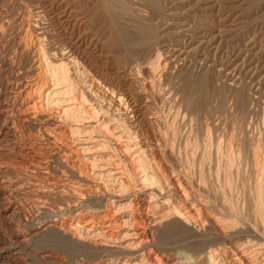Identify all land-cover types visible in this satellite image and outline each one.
I'll return each mask as SVG.
<instances>
[{"label":"bare ground","instance_id":"obj_1","mask_svg":"<svg viewBox=\"0 0 264 264\" xmlns=\"http://www.w3.org/2000/svg\"><path fill=\"white\" fill-rule=\"evenodd\" d=\"M251 1L252 9L264 2ZM137 2L147 8L145 17L133 13L127 0H11L2 7L0 38L12 35L13 50L0 57V264H252L249 246L230 243L245 235L264 240L229 198L235 155H229L230 166L222 171V191L211 196L206 171L198 168V175L191 176L175 156L177 142L168 147L170 136L156 132L152 123L155 91L178 93L177 79L191 84L192 69L200 62L194 53L201 55L203 66L208 63L202 57L213 45L207 21L197 28L188 19L177 21L182 15L178 10L195 0ZM196 6L204 14L216 13L219 26L237 14L235 26L247 23L239 27L240 33L250 24L242 17V10L249 14V3L243 9L238 0H198ZM102 11L117 28L123 21L136 32L139 51L125 47L130 56L120 54L125 43L118 32L108 33L111 51L120 54L116 72L102 65L94 51ZM207 71L192 81L194 91L203 96L213 81ZM126 74L134 77L132 82ZM224 75L219 72L212 91L223 109L233 101L244 132L254 112L252 88L237 76L239 82L227 91L225 83H217ZM250 146L260 170L255 195L250 196L253 216L263 220V147L259 142ZM51 249L67 253L68 260Z\"/></svg>","mask_w":264,"mask_h":264},{"label":"rangeland","instance_id":"obj_2","mask_svg":"<svg viewBox=\"0 0 264 264\" xmlns=\"http://www.w3.org/2000/svg\"><path fill=\"white\" fill-rule=\"evenodd\" d=\"M1 1H3L1 3ZM6 5L5 0H0V9H2L0 11L1 14H4V10L5 8H7L10 3L11 0H6ZM13 1V0H12ZM127 0V4H129L128 6L132 8L133 13L135 12V14H139L141 17H145L144 14L147 13V8L145 6L139 5L137 4V0L136 1H129ZM194 1V0H192ZM198 0H195V3H191V2H186L185 3V8L184 6H182L181 9L178 10V12H180L182 15H180L181 17L177 18V21L180 23H184L187 19L186 22H191V24L195 25V27L197 28L198 26H200L201 24H205L206 21V27L209 29V38H212L211 42L213 43L212 46H208L209 49L208 52H205L203 54L202 57L207 56L208 63H206L204 66L202 65L203 62L201 61V55L196 52L194 54H196L195 58L197 57V62L198 63V67L195 66L192 71H193V79H190L189 81L191 82V84L188 82H185L181 79H177L178 82H176V90L179 93H176L175 91L172 93L168 92H161L159 89L158 91H155V93H157V101L155 104V115L153 116V127L156 130V132H158V130H161L162 132H165V136H170L169 138L167 137V140L170 141V145H168V147L170 146H174L172 144H174L173 142H177L174 147L175 148V156H177L178 160H180V165L184 166L185 168H187V170L189 171V174L192 176V174L198 175L199 171L204 169V171H206V181H207V187L208 190L210 191L209 193L212 194L211 196H214L215 193H220L222 191V181L224 179L223 177V170L224 168H226V166H230L229 162H228V158L230 157H234L236 158V154H238V151H241L239 156L237 155V158L235 160V158L232 160L235 163H231V168H233V175H232V187L228 189V194H229V198L232 200V202H236L234 203L236 209L238 208L237 212L240 216H242V218H244V221L247 224H252V226H256V228L259 230L260 233L264 234V225H262L264 223V219L261 220L262 218L258 217L256 214L255 216H253L254 214V202L253 199L251 197H254L253 194L255 193V189L257 186V182L260 179V176H258L260 174V170L258 168V164L254 159L253 156V148L252 146H250V143H256L261 144V165L264 161V2L263 5H261L258 9L255 7L252 9L253 5L251 0H238V3L241 4V6L243 7V9L247 8L248 3V10L249 14L248 17H245L247 15L244 14L245 10L243 11V15L244 16L243 19L248 20V22L250 24H248V28L246 30H242L243 32L240 33L239 31L241 30V28H239L240 26H244L247 23H239L236 26L238 27V30L236 29L237 27L235 26L236 23L234 22H238V18L237 14H235L232 18V16L230 17V19L227 22L222 23V25L219 24L214 21V19L216 18L218 20V18L216 17L217 15L214 14L213 12H209L208 14L204 12H199V8L197 9L196 6V2ZM248 1V2H247ZM132 4H131V3ZM135 3V4H133ZM2 4H4L3 6H1ZM187 5V6H186ZM247 5V6H246ZM5 8H2L4 7ZM7 6V7H6ZM133 6V7H132ZM196 6V9H194ZM263 6V7H262ZM140 7V8H139ZM192 8L194 10H192ZM135 10V11H134ZM138 10V11H137ZM185 10V11H184ZM192 12H191V11ZM259 12H257V11ZM3 11V13H2ZM140 11V12H139ZM251 11V12H250ZM183 12V13H182ZM197 12V13H196ZM253 12V13H252ZM190 13V14H189ZM201 13V14H200ZM238 13V12H237ZM247 13V12H246ZM251 13V14H250ZM0 14V15H1ZM185 14H189V15H185ZM207 14V15H206ZM210 14V16H209ZM257 14V15H256ZM101 18L103 21V24L101 23V35L97 36L95 38V41H97L98 47L96 49H94V51L96 52V54L98 55V59L99 62L104 65L105 67H111L108 68L113 72H116V70H119L118 65H117V60L120 57V54H122L123 52V56H130V48H134L136 46V32L134 30V28L129 27L127 24H125L123 21L119 22V27L117 28L114 23H112L109 19V17L107 16V13L105 12H101ZM202 15H204L202 17ZM262 15V16H261ZM2 16V15H1ZM0 16V17H1ZM189 16V17H188ZM199 16V17H198ZM207 16V17H206ZM147 17V16H146ZM188 17V18H187ZM193 17V18H192ZM196 17V18H194ZM237 17V18H236ZM259 17V18H258ZM232 18V20H231ZM257 18V19H256ZM205 20V23L203 22ZM207 19V20H206ZM241 19V21L243 20ZM259 19V20H258ZM263 19V20H261ZM108 20V21H107ZM191 20V21H189ZM203 20V21H202ZM253 20V21H252ZM240 21V19H239ZM209 22V23H208ZM260 22V23H259ZM113 24V25H112ZM226 24V25H225ZM234 24V25H232ZM257 24V25H256ZM263 24V25H262ZM122 25V26H121ZM255 25V26H254ZM112 26V27H111ZM212 28H211V27ZM224 26V28H223ZM129 27V28H127ZM187 26H184V28ZM236 27V28H235ZM120 28V29H119ZM123 28V29H122ZM195 28V29H196ZM224 30H223V29ZM235 28V29H234ZM257 28V29H256ZM178 29V28H176ZM217 29V30H216ZM259 29V30H258ZM105 30V31H104ZM112 30V31H111ZM115 30V31H114ZM131 30V31H130ZM220 30H223L222 33L220 32ZM226 30V31H225ZM229 32H228V31ZM257 30V31H256ZM110 31V32H109ZM130 31V32H129ZM235 31V32H234ZM106 32V33H105ZM113 32H118V35H120V39L122 41V43L124 44V46H122L123 48L121 49V53H116V51H111V47H110V43L108 40V37L110 33ZM109 33V34H108ZM220 33V34H219ZM240 33V34H239ZM15 34V33H14ZM228 34V35H227ZM223 35V36H222ZM236 35V36H235ZM240 35V36H239ZM243 35V36H242ZM257 35V36H254ZM7 35L5 38H0V57L3 58L4 52L7 53L9 51H12L13 49L11 48V37L12 35ZM124 37V38H123ZM129 37V38H128ZM236 37V38H235ZM263 37V38H262ZM126 38V39H125ZM214 38V39H213ZM8 39V40H7ZM132 39V40H131ZM218 39V40H217ZM236 41H235V40ZM102 40V41H101ZM127 40V41H126ZM234 40V41H233ZM238 40V41H237ZM263 40V41H262ZM6 41V42H4ZM9 41V42H8ZM216 41V42H213ZM197 39L195 41L194 39V46H197ZM220 42V43H218ZM224 42V43H223ZM260 42V43H259ZM6 43V44H5ZM217 43V44H216ZM240 43V44H239ZM247 43V44H246ZM220 44V45H219ZM224 44V45H223ZM127 45V46H126ZM134 45V46H133ZM215 45L220 46L221 50H218V48L215 47ZM130 47V48H125V47ZM214 46V48H212ZM221 46H224L223 48ZM247 46V48H246ZM8 47V48H7ZM101 47V48H100ZM99 48V49H98ZM138 48V47H137ZM136 47L134 48L136 52H138L139 48L137 49ZM219 48V49H220ZM254 48V49H253ZM256 48V49H255ZM8 49V50H7ZM216 49V50H215ZM238 49V50H237ZM263 49V50H262ZM218 50V51H217ZM223 50V52H222ZM240 51V52H239ZM263 53H262V52ZM147 52V51H146ZM145 52V53H146ZM235 52V53H234ZM237 52V53H236ZM260 52V53H259ZM216 53V54H215ZM243 53V54H241ZM262 53V54H261ZM104 54V55H103ZM115 54V55H114ZM257 54V55H256ZM119 55V56H118ZM200 55V56H198ZM205 55V56H204ZM226 55V56H225ZM232 55V56H231ZM254 55V56H253ZM258 57V58H257ZM0 58V59H2ZM112 58V59H111ZM255 58V59H254ZM211 60V61H209ZM225 60V61H224ZM232 60V61H231ZM236 60V61H235ZM240 60V61H239ZM222 61V62H221ZM107 62V63H106ZM211 62V63H210ZM218 62V63H217ZM221 62V63H220ZM223 63V64H222ZM212 66H211V65ZM226 64V65H225ZM116 65V66H115ZM180 66H182L180 64ZM179 66V67H180ZM200 67V68H199ZM204 67V68H203ZM235 67V68H234ZM203 68V69H202ZM214 72L212 73L210 71V73H208V71L206 73H208V76L211 78V80L213 79V81L210 83V88L208 89V94L204 95L201 92L194 91L195 86L194 84H192V81L194 82V79L196 80L200 75H202V73L205 74L204 71H206L207 69H209ZM213 68V69H212ZM174 69V68H173ZM178 70L177 68H175L174 71ZM214 70V71H213ZM220 70V71H219ZM241 70V71H240ZM248 70V71H247ZM217 71V72H216ZM225 71V72H224ZM219 72H223L225 75L223 77V79H218L217 83L219 84H224L225 85V89L230 91L229 87H233L236 86L234 85V83L237 84V82H239L237 79H239V77L241 78V80L243 79V81L251 86L252 90H251V94L254 98V102L252 103L254 112L251 114V116L248 118V122L245 126V134L244 132H242V123L243 122L241 120V113L239 111V109H237V107H235L233 105V101H229L228 104L226 105V107L223 109L220 107V105L218 104L219 102V97L217 95H215V93L212 91L213 90V86H214V82L216 81V77L219 74ZM212 73V74H211ZM218 73V74H217ZM230 73V74H229ZM253 73V74H252ZM203 74V75H204ZM198 75V77L196 76ZM227 75V76H226ZM228 75H231L230 79L228 78ZM232 75L235 76V80H231ZM127 81L128 82H132L134 77L126 74ZM195 76V78H194ZM239 76V77H237ZM227 77V78H226ZM237 77V79H236ZM252 77V78H251ZM261 77V78H260ZM224 80V81H223ZM222 81V82H221ZM235 81V82H232ZM248 81V82H247ZM185 82V83H184ZM187 83V85H185ZM230 83V84H229ZM232 83V84H231ZM254 83V84H253ZM188 84L190 85V87L188 86ZM213 86H212V85ZM194 87H193V86ZM253 85V86H252ZM256 85V86H255ZM180 88H179V87ZM184 87V88H183ZM188 87V88H187ZM187 88V89H186ZM191 88V89H190ZM182 89V90H181ZM261 89V90H260ZM180 90V91H179ZM190 90V91H188ZM192 90V91H191ZM188 92L187 95L186 93ZM194 94H192V93ZM159 93V95H158ZM163 93V94H161ZM172 94V95H171ZM177 94V95H176ZM192 94V96H191ZM163 95V98H162ZM175 95V96H174ZM185 95V96H184ZM184 96V97H183ZM168 97V98H167ZM170 97V98H169ZM178 97V98H177ZM189 99H188V98ZM190 100V105H186V99ZM180 99V100H179ZM192 99V100H191ZM187 100V101H188ZM193 101V102H192ZM161 102V103H160ZM183 102V103H182ZM181 106H180V104ZM193 103V104H191ZM159 104V105H158ZM175 104V105H174ZM178 105V106H177ZM183 105H185L183 107ZM196 106V107H195ZM215 107V108H214ZM161 108V109H160ZM171 108V109H170ZM187 108V109H186ZM220 108V109H219ZM229 109V110H228ZM191 110V111H190ZM160 117H159V116ZM178 115V116H177ZM164 117V118H163ZM169 117V118H168ZM184 118V119H183ZM172 119V120H171ZM220 119V120H219ZM222 119V120H221ZM155 120V121H154ZM218 121V122H217ZM221 121L223 123H221ZM240 121V122H239ZM156 122V124H155ZM161 122V123H160ZM217 122V124H216ZM240 123V124H239ZM155 124V126H154ZM167 126H166V125ZM175 124V125H173ZM219 124V125H218ZM159 125V126H158ZM191 125V126H190ZM159 128H158V127ZM216 126V128H214ZM249 126V128H248ZM157 127V128H155ZM168 127V128H167ZM210 127V128H209ZM239 127V128H238ZM163 128V129H162ZM166 129V130H165ZM209 129V130H208ZM248 130V134H247V130ZM169 132H168V131ZM215 130V131H213ZM240 130V131H239ZM161 131H159L161 133ZM175 133H174V132ZM158 132V133H159ZM207 132V133H206ZM212 132V133H211ZM214 132V133H213ZM157 133V134H158ZM168 133V134H166ZM210 133V134H209ZM243 134L240 135V134ZM178 134V135H176ZM207 135V136H206ZM206 136V137H205ZM213 136V137H212ZM235 138H234V137ZM209 137V138H208ZM177 138V139H176ZM193 138V139H192ZM195 138V139H194ZM208 138V139H207ZM217 138V139H216ZM223 138V139H222ZM226 138V139H225ZM237 138V139H236ZM189 139V140H187ZM200 139V140H199ZM212 139V140H211ZM232 139V140H231ZM247 139H250L247 140ZM176 140V141H175ZM196 140V142H195ZM206 142L204 144V141ZM247 140V141H245ZM255 140V142H254ZM259 140V141H258ZM167 141V142H168ZM173 141V142H172ZM183 141H187V142H183ZM201 141V143L198 142ZM209 141V142H208ZM245 141V144H241L242 142ZM258 141V142H257ZM203 142V143H202ZM208 142V144H207ZM220 142V143H219ZM233 142V143H232ZM181 143V144H180ZM185 143V144H184ZM215 145H214V144ZM222 143L223 147H222ZM227 143V144H226ZM169 144V142H168ZM196 144V145H195ZM199 144V145H198ZM204 144V145H203ZM207 144V145H206ZM233 144V146H231ZM249 144V145H248ZM187 145V146H186ZM212 145V146H211ZM219 147H218V146ZM221 145V146H220ZM236 145V146H235ZM181 146V147H180ZM184 146V147H183ZM195 146V147H194ZM199 146V147H198ZM204 146V147H202ZM217 146V147H216ZM230 146V147H229ZM239 148H236V147ZM194 147V148H193ZM202 147V148H201ZM216 147V148H215ZM229 149H228V148ZM184 148V150H183ZM201 148V150H199ZM235 148V149H234ZM187 149V150H186ZM196 149V150H195ZM216 149H219V151H217ZM224 151H223V150ZM226 149V150H225ZM221 150V151H220ZM231 152H229V151ZM235 150V151H234ZM246 150V151H245ZM179 151V152H178ZM188 151V152H187ZM195 151V152H194ZM198 154H197V152ZM200 151V152H199ZM213 151V152H212ZM234 152V153H233ZM170 153V151H169ZM209 153V154H207ZM233 153V154H232ZM236 153V154H235ZM212 154V155H211ZM231 154V155H230ZM181 155V156H180ZM209 155V156H208ZM221 155V156H220ZM225 155V156H223ZM230 155V157H229ZM246 156V157H245ZM181 157V158H180ZM189 157V161L188 160ZM221 157V158H220ZM223 157V158H222ZM227 157V159H226ZM238 157H240L238 159ZM180 158V159H179ZM196 158V159H195ZM184 159V160H183ZM187 159V160H186ZM226 159V160H225ZM238 159V160H237ZM223 160V161H222ZM235 160V161H234ZM242 160V161H241ZM183 163H182V162ZM202 161L204 162V165L202 163ZM213 161V162H212ZM222 163H221V162ZM193 162V163H192ZM195 162V165H194ZM224 162V164H223ZM226 162V163H225ZM212 163V164H210ZM228 163V164H227ZM239 163V164H238ZM254 163V164H253ZM208 164V165H207ZM221 164V165H220ZM227 164V165H226ZM236 164V165H235ZM256 164V165H255ZM264 164V163H263ZM205 167H203V166ZM207 165V166H206ZM219 165V166H218ZM240 165V166H237ZM188 166V167H187ZM191 166H193L191 168ZM197 166V167H196ZM201 166V167H200ZM224 166V167H223ZM264 166V165H263ZM190 167V169H189ZM240 167V168H239ZM257 167V169H256ZM200 170H199V169ZM239 168V169H237ZM248 168V169H247ZM256 170H255V169ZM197 169V170H196ZM220 171V175L219 177L217 172ZM237 169V171L235 170ZM212 170L213 174H210ZM196 171V172H194ZM240 171V172H238ZM256 171V173H255ZM210 172V173H209ZM222 172V173H221ZM192 173V174H191ZM237 175H236V174ZM246 173V174H245ZM239 174V175H238ZM208 175V176H207ZM217 175V176H216ZM216 176V177H215ZM237 176H239L237 178ZM213 177V179H212ZM221 177V178H220ZM247 177V178H246ZM251 177V178H250ZM259 177V178H257ZM218 178V179H217ZM257 178V179H256ZM215 180V181H214ZM221 182H220V181ZM236 182H235V181ZM213 181V182H212ZM239 181V182H238ZM257 181V182H256ZM211 182V183H210ZM219 182V184H218ZM238 182V183H237ZM213 183V184H212ZM245 184V185H244ZM218 185V186H217ZM234 185V186H233ZM241 185V186H240ZM255 186V187H254ZM222 187V188H220ZM238 187V188H237ZM244 187V188H243ZM217 188V189H215ZM233 188V189H232ZM215 189V190H214ZM221 189V191L219 190ZM251 189V190H250ZM233 190V191H232ZM230 191V192H229ZM244 192V193H243ZM234 193V194H232ZM247 194V195H246ZM247 197H246V196ZM252 195V196H251ZM255 195V194H254ZM251 196V197H250ZM249 197V198H248ZM239 200V201H238ZM252 200V201H251ZM243 202V203H242ZM248 202V203H247ZM240 203V204H239ZM242 203V204H241ZM245 203V204H244ZM36 205V203H34V206ZM244 205V206H243ZM238 206V207H237ZM36 207V206H35ZM257 216V217H256ZM257 218V219H255ZM258 220V221H257ZM263 221V222H262ZM260 224V226H259ZM254 226V227H255ZM245 235V234H244ZM250 238H248V237ZM245 237V239H244ZM252 237V238H251ZM250 239V240H248ZM235 240V241H234ZM232 242H230L231 244H236V246H240L242 247L243 245L247 247V255L248 259L251 260L252 264H264V240H260L259 236H249V235H245L237 239H234ZM252 240V241H251ZM253 240L257 241L254 242ZM238 241V242H237ZM245 241V242H244ZM249 241V243H248ZM263 243H262V242ZM236 242V243H235ZM240 242V243H239ZM256 243V245H254V243ZM262 245H260L261 243ZM244 243V244H242ZM248 243V244H247ZM252 246H250L251 244ZM242 244V246H241ZM250 244V245H249ZM254 245V246H253ZM260 246V249H258ZM251 247V248H250ZM257 247V248H256ZM258 249V250H257ZM250 250V251H249ZM256 250V251H255ZM262 250V251H261ZM51 251L55 254L58 255L59 257H62V259H66L68 260V254L58 250V249H51ZM58 251V252H57ZM60 253V254H59ZM254 256V257H253ZM257 259V260H256ZM259 259V260H258ZM263 260V261H262ZM36 264H42V262H36ZM45 264V263H44ZM48 264V263H47Z\"/></svg>","mask_w":264,"mask_h":264}]
</instances>
